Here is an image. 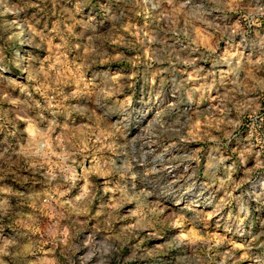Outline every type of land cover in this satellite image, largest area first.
I'll use <instances>...</instances> for the list:
<instances>
[{
  "label": "rangeland",
  "instance_id": "374dc122",
  "mask_svg": "<svg viewBox=\"0 0 264 264\" xmlns=\"http://www.w3.org/2000/svg\"><path fill=\"white\" fill-rule=\"evenodd\" d=\"M0 264H264V0H0Z\"/></svg>",
  "mask_w": 264,
  "mask_h": 264
}]
</instances>
